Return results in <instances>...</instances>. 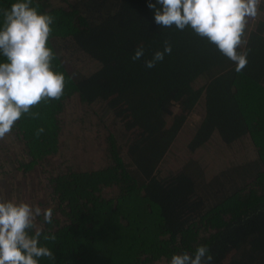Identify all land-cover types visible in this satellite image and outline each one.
Here are the masks:
<instances>
[{"label":"trees","instance_id":"1","mask_svg":"<svg viewBox=\"0 0 264 264\" xmlns=\"http://www.w3.org/2000/svg\"><path fill=\"white\" fill-rule=\"evenodd\" d=\"M15 2L0 0V26L2 10ZM149 3L156 0H33L55 17L48 46L54 71L66 78L60 100L41 102L32 109L39 118L24 114L9 134L24 146L15 171L25 178L38 172L36 186L45 191L32 205L53 209L52 223L41 216L38 224L40 245L55 260L39 264H170L174 254H194L201 245L212 264H264V19L249 21V62L238 73L191 28L157 25ZM165 41L171 54L146 68ZM140 45L145 54L134 62ZM74 96L108 128L107 164L49 173L60 149V115ZM199 106L182 176L171 179L166 159ZM214 141L252 155L213 172L198 154ZM110 188L115 196L106 198Z\"/></svg>","mask_w":264,"mask_h":264},{"label":"clouds","instance_id":"2","mask_svg":"<svg viewBox=\"0 0 264 264\" xmlns=\"http://www.w3.org/2000/svg\"><path fill=\"white\" fill-rule=\"evenodd\" d=\"M262 0H156L149 3L154 20L164 28L191 30L200 38L216 46L221 54L241 72L248 65L245 50L248 43L246 29L260 11ZM33 0H16L2 10L0 26V140L9 135L24 114L33 119L39 112L32 109L41 102L60 100L64 95L66 78L54 71L56 58L48 46L53 33L55 17L40 13ZM159 5V7L157 6ZM172 46L165 41L163 51H156L145 61V67L154 68L170 55ZM145 54L143 45L135 50V62ZM43 128L37 130L39 136ZM51 224L53 209H41L26 202L0 201V264H39L41 258L55 260V254L40 245L41 226L38 217ZM55 240V235L44 237ZM213 256L207 246L196 248L194 254H174L170 264H212Z\"/></svg>","mask_w":264,"mask_h":264},{"label":"rangeland","instance_id":"3","mask_svg":"<svg viewBox=\"0 0 264 264\" xmlns=\"http://www.w3.org/2000/svg\"><path fill=\"white\" fill-rule=\"evenodd\" d=\"M56 3L58 0H50ZM74 2L75 0H69ZM264 4H262L263 6ZM261 6V7H262ZM260 7V8H261ZM258 19H263L264 16ZM86 67V65H85ZM198 108V107H197ZM180 113V108L174 109ZM202 107L191 114L188 119V126L183 132V136L177 144L171 149L165 162L164 173L172 174L171 179L182 176L180 173L181 159L186 153L187 140L194 126L200 121ZM97 111L91 110L84 105L78 96L72 97L65 111L60 115L63 123V132L61 137L59 152L50 158L45 167L47 172L54 173L59 170H71L81 172L103 168L107 164V140L108 128L99 121ZM217 144H214V143ZM203 157V164L207 163L208 170L217 172V169L226 166L232 162H238L245 156L252 155V151L247 149L243 151H227L217 141L208 146L204 152L198 154ZM24 158V146L13 136L7 135L4 140H0V201L12 200L15 202H26L35 204L43 197L44 190L36 186L38 172L34 175L21 177L15 169L18 163H22ZM36 188L38 190H36ZM115 189L104 190L106 198L115 196Z\"/></svg>","mask_w":264,"mask_h":264},{"label":"crops","instance_id":"4","mask_svg":"<svg viewBox=\"0 0 264 264\" xmlns=\"http://www.w3.org/2000/svg\"><path fill=\"white\" fill-rule=\"evenodd\" d=\"M264 4V3H263ZM262 16H264V5L260 8V11H259V17L262 18ZM264 19V18H263Z\"/></svg>","mask_w":264,"mask_h":264},{"label":"built area","instance_id":"5","mask_svg":"<svg viewBox=\"0 0 264 264\" xmlns=\"http://www.w3.org/2000/svg\"><path fill=\"white\" fill-rule=\"evenodd\" d=\"M263 3H264V0H262L261 6H262ZM261 6H260V7H261ZM254 20L256 21V19H254ZM255 21H254V22H255Z\"/></svg>","mask_w":264,"mask_h":264}]
</instances>
